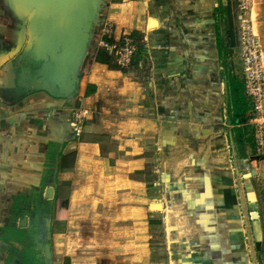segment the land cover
Instances as JSON below:
<instances>
[{"label":"crops","instance_id":"0c3cea01","mask_svg":"<svg viewBox=\"0 0 264 264\" xmlns=\"http://www.w3.org/2000/svg\"><path fill=\"white\" fill-rule=\"evenodd\" d=\"M232 4L98 0L76 90L62 95L71 86L45 74L35 37L0 0V264H245L234 225L218 226L219 245L196 247L193 237L168 232L161 192L150 190L166 177L178 184L183 169L195 174L182 181L181 199L195 205L182 213L190 217L208 208L227 214L219 206L233 197L235 178L242 184L253 147L227 115L234 36L220 13ZM254 10L264 50V0ZM103 18L112 44L124 35L142 40L141 61L128 71L99 45ZM74 105L88 113L79 134L68 120Z\"/></svg>","mask_w":264,"mask_h":264},{"label":"rangeland","instance_id":"374dc122","mask_svg":"<svg viewBox=\"0 0 264 264\" xmlns=\"http://www.w3.org/2000/svg\"><path fill=\"white\" fill-rule=\"evenodd\" d=\"M252 17L255 32L258 35L257 28L259 26V20L256 10H254V14L252 11ZM260 42L263 50V43L261 40ZM236 55L237 54H235V56ZM227 115L230 116L232 113L227 111ZM247 130L246 138L250 140L248 142L253 147L254 152H251L250 160L241 171L243 174L241 179L242 184L235 178L232 181V187H230V189L233 190V197H230V195L226 196V205L219 206L221 209H228L227 214L218 215V213L222 211L219 209L214 210V208H208L205 215L194 214L188 217V215L182 214L188 207L195 206L192 199H181L182 192L186 189L182 181L186 180L188 182L189 177L195 175L190 172L191 174L186 176L185 169L177 175V177L179 176L183 179L178 184L170 183L168 181L170 179L166 177L164 183L153 185L150 190H159V192H161V199L164 202V207L167 208L162 219H164L168 232L174 228L175 231H173V233L179 235L181 238L185 237L186 239V237H191L192 239L193 237L194 243H197L195 245L196 247H198L200 243H202L201 246L206 245V247H211L220 244L222 232L219 227L223 223H228L234 225L235 228L238 229L240 236H242L245 264H264V155H259L255 152L251 130ZM226 155L227 158H229L230 152H227ZM148 176L149 178L152 177L150 172ZM240 188L244 189L241 197L244 199V205H246V213L243 211V203L239 191ZM184 195L185 194H183V196ZM158 208H161V205L153 202L152 209ZM216 211H218L217 214ZM199 224H202L203 227H200ZM191 228H194L195 231L189 232ZM202 228L204 230L203 232ZM217 231L219 233H217ZM203 234L207 238L204 242H200ZM235 234V232L231 234L234 235V237L230 236V239L234 242L230 241L232 246L229 248V253H234L236 250L235 241L237 237ZM224 235L225 237L229 236L225 232ZM149 254L150 256L156 257V254Z\"/></svg>","mask_w":264,"mask_h":264},{"label":"built area","instance_id":"2783aa9c","mask_svg":"<svg viewBox=\"0 0 264 264\" xmlns=\"http://www.w3.org/2000/svg\"><path fill=\"white\" fill-rule=\"evenodd\" d=\"M230 11L220 13V21L231 26L234 43H228L225 68L231 78L242 85L241 94L247 107L243 115L244 122L251 130L253 144L257 154L264 155V57L260 39L255 32L252 9L254 0H232ZM113 25L108 18H103L100 24L99 45L104 49L113 48L115 63L124 71L131 69L136 63L138 50L142 40L130 35H124L117 45L109 38L113 35ZM235 54H237L235 56ZM141 59L137 61L140 62ZM240 102V99L237 98ZM233 114L234 106H228ZM87 111L72 106L69 112V122L76 134L83 131L87 122Z\"/></svg>","mask_w":264,"mask_h":264},{"label":"water","instance_id":"95a60500","mask_svg":"<svg viewBox=\"0 0 264 264\" xmlns=\"http://www.w3.org/2000/svg\"><path fill=\"white\" fill-rule=\"evenodd\" d=\"M12 9L35 37L33 52L46 75L58 86L76 90V69L94 25L98 0H9ZM55 86L49 91L56 93ZM229 123L231 121L229 120Z\"/></svg>","mask_w":264,"mask_h":264},{"label":"trees","instance_id":"16d2710c","mask_svg":"<svg viewBox=\"0 0 264 264\" xmlns=\"http://www.w3.org/2000/svg\"><path fill=\"white\" fill-rule=\"evenodd\" d=\"M138 60H139V55L135 61L137 62ZM232 82H235L234 89L232 90V94H233L232 104L234 106V111L230 117V120H231V123L236 126V131L238 132V136L241 139L244 132H246L248 128L247 126H241V123L245 121L243 118V115L245 114L247 107L244 104V98L242 97V94H241L242 85L239 82L235 81L234 78H232ZM237 98L240 99V102L237 100Z\"/></svg>","mask_w":264,"mask_h":264}]
</instances>
